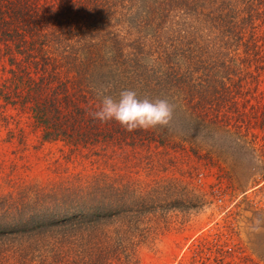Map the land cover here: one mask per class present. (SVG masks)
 <instances>
[{
    "label": "trees",
    "instance_id": "1",
    "mask_svg": "<svg viewBox=\"0 0 264 264\" xmlns=\"http://www.w3.org/2000/svg\"><path fill=\"white\" fill-rule=\"evenodd\" d=\"M124 90L167 100L169 124L129 132L92 118L98 93ZM19 113L39 143L59 142L67 163L88 167L44 183L0 176L11 186L0 190V264H134L181 192L174 178L136 176L137 147L187 148L224 192L239 187L229 159L252 128L264 131V0H0V141L21 151ZM235 208L225 214L234 242L214 232L190 262L210 251L209 264L248 261Z\"/></svg>",
    "mask_w": 264,
    "mask_h": 264
},
{
    "label": "rangeland",
    "instance_id": "2",
    "mask_svg": "<svg viewBox=\"0 0 264 264\" xmlns=\"http://www.w3.org/2000/svg\"><path fill=\"white\" fill-rule=\"evenodd\" d=\"M8 113L14 115L15 110L8 109ZM13 122H17V127H23L26 133L25 149L20 151V146L15 141H0V166L3 167V170L0 169V176L8 174L17 180L44 183L64 176L65 167L68 168L66 171L88 167V161L78 157L67 163L63 158L67 147L59 142L39 143L37 133L29 130L24 114L14 116ZM251 131L254 132V137H247L242 148L235 146L238 149L229 159L233 177L239 184L237 189L231 191V195L222 190L226 183L222 179H216L215 168L204 166L187 148L164 149L153 145L147 151L142 147L136 148L134 162L140 166L133 170L138 171L136 176L142 182L152 184L173 181L174 178L181 192L169 197L172 204H162L175 209L167 213L165 223L139 244L134 264H209L212 251L210 258L204 253L199 256L198 259L206 260L205 262H190L191 252L197 243H204L200 240L212 239L214 232L220 235L217 243L227 237L229 240L233 238L225 227V221L230 219L225 214L230 209L236 210V206L241 210L242 217L235 222V228L239 227V236L246 240L248 246V261L244 263L264 264L258 258L264 256V131L256 128ZM4 132L5 128L0 130L1 139ZM144 153L150 154L151 161L142 169L143 162L138 160H141ZM11 161L16 162V168L13 172L6 173ZM10 188V184L0 178V190ZM259 208L262 216L256 219L251 212ZM222 219L225 220L220 223ZM257 221L260 223L257 224Z\"/></svg>",
    "mask_w": 264,
    "mask_h": 264
},
{
    "label": "clouds",
    "instance_id": "3",
    "mask_svg": "<svg viewBox=\"0 0 264 264\" xmlns=\"http://www.w3.org/2000/svg\"><path fill=\"white\" fill-rule=\"evenodd\" d=\"M98 95L102 99L99 108L91 113L92 118L101 123L115 121L129 132L164 127L172 118L173 107L167 100L140 99L133 90L120 92L118 99L105 92Z\"/></svg>",
    "mask_w": 264,
    "mask_h": 264
}]
</instances>
